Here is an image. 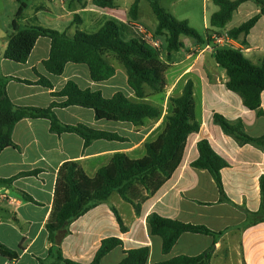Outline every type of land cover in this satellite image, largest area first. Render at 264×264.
Masks as SVG:
<instances>
[{"label":"crops","instance_id":"crops-1","mask_svg":"<svg viewBox=\"0 0 264 264\" xmlns=\"http://www.w3.org/2000/svg\"><path fill=\"white\" fill-rule=\"evenodd\" d=\"M9 1V15L0 21V91L5 87L13 104L47 108L53 102L62 103L66 98H55L52 93L62 91L68 82L76 83L83 90L101 91L108 98L124 89L129 98L136 100L127 84V76L115 65L116 75L105 82H94L85 64L68 63L60 76L47 72L44 61L48 60L51 50V40L47 37L37 40L26 63L6 59L4 54L9 36L13 33L12 23L20 8V4ZM48 2V6L38 4L29 8L27 5L19 21L20 28L37 24L68 32L67 27L71 25L74 30L68 33L72 36L77 29H91L94 24L89 17L83 24L77 25L73 22L74 15L91 13L132 22L153 41L162 42L154 37L158 21L150 24L141 15L140 7L138 20L133 21L129 15L131 7L122 8L119 0L111 9L96 7L93 0L75 1L72 5L67 2L61 5L60 0ZM249 2L242 4L236 12ZM65 23L69 25L64 26ZM233 28L236 27L227 25L222 30L207 28L202 35L205 38L212 36V39L214 35L222 37ZM182 40L186 49L176 52L179 56L172 55L167 64L169 69L181 66V70L170 83L166 77L170 89L167 98L160 104L162 116L159 119L146 120L144 125L137 127L106 115L97 117L94 110L80 106L55 109L63 124H83L116 133L124 141L97 140L85 147L84 140L77 134L58 136L52 133L47 119H24L16 124L11 135L16 146L6 148L0 154V244L16 254V258L11 259L14 264H55L56 257L50 254L53 248H59L65 259L90 264L102 242L109 238L120 239L122 245L108 253L101 264H119L127 251L140 247L149 248L147 264H158L180 256H199L213 245L211 264H264V221L254 224L253 220L249 222L247 219L248 212L256 214L264 207L261 195L264 147L240 144L234 136L226 134L214 119V115H220L232 124L241 122L245 132L254 138L264 135V115L261 114L264 113V91L261 107L247 109L242 98L228 90L229 78L214 57L215 48H233L241 50L254 64H260L264 60V16L250 31L246 44L241 42L243 36L235 41L230 37L228 43L223 44L209 41L204 46L190 38ZM12 78L28 80L33 84ZM41 78L49 80L53 89L38 84ZM188 80L194 83L195 114L200 130L186 139L183 159L173 175L154 194L143 193L137 201L140 202L139 213L131 203L114 192L107 202L98 204L69 224L67 235L59 245H55L49 239L47 224L55 211L56 189L62 167L67 163H76L85 176L94 179L100 169L112 164L116 154H125L132 163L146 160V145L161 146L169 128L168 117L176 113L170 99L182 94ZM177 91L179 94L175 95ZM202 140L208 141L216 154L228 163L221 170L227 200H222L207 169L191 165L199 158L198 143ZM36 170L40 171L36 176H22L11 183L3 182ZM115 211L126 230H121ZM155 213L167 219L206 226L223 234L215 241L209 235L184 233L172 250L164 254L161 237L152 234L148 223L149 216ZM0 264H11V261L0 254Z\"/></svg>","mask_w":264,"mask_h":264},{"label":"trees","instance_id":"trees-1","mask_svg":"<svg viewBox=\"0 0 264 264\" xmlns=\"http://www.w3.org/2000/svg\"><path fill=\"white\" fill-rule=\"evenodd\" d=\"M81 2V0H76ZM152 8L158 25L154 37H166L164 48L167 60H171L173 53L186 49L183 38L193 39L203 46L212 42V36H203L199 31L190 26L186 20H178L163 6L164 0H147ZM254 2L259 12L248 21L233 28L228 32L229 37L238 40L241 36L246 44V38L259 19L264 16V0H213L219 10L210 16V26L214 29H225L232 21L239 7L248 2ZM117 0H93V4L101 9L115 8ZM140 0L132 4L129 15L133 21L138 20ZM27 4L21 2L15 19L12 23L13 33L9 36L8 47L4 57L16 63H26L37 40L47 37L51 40V50L48 60L44 61L47 72L55 76L64 73L68 63L85 64L94 82L110 81L116 75V67L110 58L120 64L127 75V84L135 95L136 100L129 98L123 92H117L108 98L101 91L83 90L76 83L68 82L64 89L52 93L55 98H66L62 103L53 102L47 108L18 107L9 98L5 87L0 91V154L9 147H15L11 135L17 123L24 119H47L50 121L52 133L61 135L74 133L84 140L85 147L94 141H124V138L116 133L96 130L83 124L66 125L61 123L56 115L58 107L80 106L94 110L97 117L106 115L109 118L142 126L146 120H157L162 115L158 106L145 101L147 90L160 92L165 84L163 72L167 70L160 61L161 50L153 47L147 34L141 31L132 22H123L119 19L105 15L84 13L76 14L73 22L83 24L90 17L94 23L91 29H77L74 35L67 31L42 27L37 24L20 28L19 21L26 12ZM214 57L216 63L226 71L229 78L228 90L238 94L249 110H257L261 107V95L264 91V60L260 64H254L241 50L233 48H215ZM164 67V69L162 68ZM18 80L26 84H33L28 80ZM38 84L53 89L52 83L41 78ZM170 102L176 107V113L168 117L169 128L161 140V146L146 145L147 158L142 161H129L125 154L119 153L113 157L112 164L99 170L97 177L90 179L85 176L76 163H67L60 170L56 189L55 211L47 224L49 239L59 245L62 238L67 235V227L74 220L83 216L98 204L107 202L114 192L119 193L126 201L131 203L140 212V200L144 192L154 194L173 175L183 159L186 139L189 135L197 133L200 125L196 120V105L194 98V83L188 80L182 94L172 97ZM261 114L264 115L263 112ZM215 122L221 126L226 134L234 136L240 144H257L264 147V135L258 138L249 136L241 122L232 124L223 116L214 115ZM199 158L192 163L193 167L208 170L222 196L227 200L221 179V170L228 163L213 150L208 141L198 143ZM40 171L21 173L20 175L4 180L11 183L22 176H36ZM261 195L264 200V180L261 181ZM121 230H126L123 221L115 211ZM248 221L253 223L264 221V207L258 212H248ZM151 232L161 237L162 250L168 254L184 233H196L212 236L217 240L222 232H214L202 225H192L181 221L164 218L158 214H152L148 218ZM122 245L118 238L105 239L93 262L101 264L108 253ZM214 245L205 253L196 256H180L158 264H211ZM0 254L10 261L16 258V254L0 244ZM51 255L56 257L55 264H81L65 259L59 248H53ZM149 248L140 247L126 252L125 258L119 264H147Z\"/></svg>","mask_w":264,"mask_h":264},{"label":"rangeland","instance_id":"rangeland-1","mask_svg":"<svg viewBox=\"0 0 264 264\" xmlns=\"http://www.w3.org/2000/svg\"><path fill=\"white\" fill-rule=\"evenodd\" d=\"M12 3H18L21 4V2H25L28 7L30 8L32 5H38V4H44L45 6L49 5L48 0H12ZM76 0H60L61 5L66 4V2L69 5H72L75 3ZM135 0H119V5L122 8H130L131 5L134 3ZM162 6L170 12L175 18L178 20H186L189 22L190 26L199 31L201 34H205L207 28H211L210 26V16L214 14L215 11H218V6H216L213 2V0H164L162 2ZM140 10L141 15L150 22V24H154L157 22V19L155 15H153L152 8L147 0H141L140 2ZM10 1L9 0H0V21L5 18L7 15H9L10 11ZM257 5L250 1L247 5L243 6L240 11L236 12L233 20L228 24L230 27H238L242 23L248 21L251 17H253L257 13ZM152 18V20L150 19ZM68 23H65L64 26H66ZM69 25V24H68ZM68 32L70 33L71 30H74L71 25L67 27ZM82 29H84L82 27ZM87 32H93V30L87 29ZM158 39V38H157ZM165 39L166 37H162L161 41H159L160 47L158 49L161 50V57L160 61L164 67H167L169 70L168 72L164 70L163 76L165 80L164 86H162L161 91L154 92L151 90H147V95L145 98V101L153 102L155 105H158L160 107V104L162 101H164L167 98V95L169 93V87H167L166 84V77L168 83L172 80V77L180 72L181 66L177 67H171L169 69V60H167L166 57V50L164 48L165 45ZM175 56H179V53H173ZM112 64H114L116 67H119L120 70L123 71V73L126 72L124 68L118 64L116 60L113 58H110ZM164 67H162L164 69ZM127 76V75H126ZM119 92H123L125 94L126 90L122 89L119 90ZM179 94V91L175 93V95ZM158 107V108H159Z\"/></svg>","mask_w":264,"mask_h":264},{"label":"built area","instance_id":"built-area-1","mask_svg":"<svg viewBox=\"0 0 264 264\" xmlns=\"http://www.w3.org/2000/svg\"><path fill=\"white\" fill-rule=\"evenodd\" d=\"M229 38L230 37H229L228 34H225L222 37L221 36L214 35L213 36V41L216 42V43H218V44H223V43H228ZM147 39H148L149 43L153 47H155V48H159L160 47L159 43L153 41V39L149 38L148 36H147ZM11 264H14V261L13 262L11 261Z\"/></svg>","mask_w":264,"mask_h":264}]
</instances>
